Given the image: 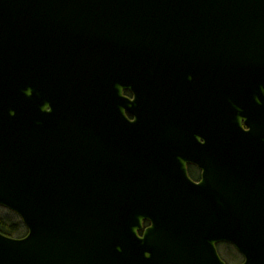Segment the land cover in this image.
Listing matches in <instances>:
<instances>
[{"label": "water", "instance_id": "1", "mask_svg": "<svg viewBox=\"0 0 264 264\" xmlns=\"http://www.w3.org/2000/svg\"><path fill=\"white\" fill-rule=\"evenodd\" d=\"M262 186L264 0H0V264H264Z\"/></svg>", "mask_w": 264, "mask_h": 264}, {"label": "flooded vegetation", "instance_id": "2", "mask_svg": "<svg viewBox=\"0 0 264 264\" xmlns=\"http://www.w3.org/2000/svg\"><path fill=\"white\" fill-rule=\"evenodd\" d=\"M125 95H128L129 97H134V93H132V91L130 90H126L124 91ZM197 114H195L197 116V120H191V121H184V126L185 129L182 131V133L184 134V136H181V132L178 130L176 132H163V131H156V126H151L149 128V133L147 135H149V138L152 141H155V144H161L164 142H168L166 144L171 143L174 138H182L183 142H184V149L186 150V154L191 157V158H195L197 160H193V162H187L186 165V170H187V174L190 177V179L193 182L196 183H201L204 180V175H203V164H202V154H201V143H200V133H199V122H198V111L195 110ZM131 118H133L132 115H130ZM245 127H247L245 125ZM170 141V142H169ZM176 150V149H175ZM175 156H177V154H173L172 155H161L158 157L154 158L155 162H159L161 164H158L156 170H154V172H158L159 176L161 177L163 174L165 173H169L171 175L179 172L181 170L182 165H180V163L176 162V159L174 158ZM262 155L258 154L257 156H252V161L255 163V165L257 164L256 160L257 159H261ZM212 163H216L217 159L214 160H206ZM264 189V186H262L261 188H259L258 191V195L261 194V196H263V194L261 193V191ZM157 192L159 193H163V192H169L168 190L165 189H157ZM149 221L146 220L144 222L145 226L149 225ZM229 253L225 258V261L227 264H241V262H243L245 260L244 255L241 251L238 250V248H236L234 245L230 244L229 247Z\"/></svg>", "mask_w": 264, "mask_h": 264}, {"label": "trees", "instance_id": "3", "mask_svg": "<svg viewBox=\"0 0 264 264\" xmlns=\"http://www.w3.org/2000/svg\"><path fill=\"white\" fill-rule=\"evenodd\" d=\"M0 231L4 234L21 237L27 232V226L24 225L21 218L9 216L2 212V207L0 206ZM225 250L221 251L223 258L225 259L229 253L230 244H224Z\"/></svg>", "mask_w": 264, "mask_h": 264}, {"label": "rangeland", "instance_id": "4", "mask_svg": "<svg viewBox=\"0 0 264 264\" xmlns=\"http://www.w3.org/2000/svg\"><path fill=\"white\" fill-rule=\"evenodd\" d=\"M1 207H2V212H3V213L8 214L9 216H13L14 218H15V217L20 218V216H18L16 212H13V211H12L11 209H9L8 207H6V206H4V207L1 206ZM218 249H220V251L225 250V245H224L223 243H220V244L218 245Z\"/></svg>", "mask_w": 264, "mask_h": 264}]
</instances>
